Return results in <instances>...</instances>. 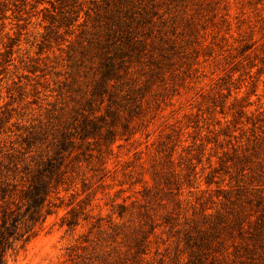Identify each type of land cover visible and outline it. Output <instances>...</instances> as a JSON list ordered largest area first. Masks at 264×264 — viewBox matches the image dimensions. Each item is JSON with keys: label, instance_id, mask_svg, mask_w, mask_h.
I'll return each instance as SVG.
<instances>
[{"label": "rangeland", "instance_id": "1", "mask_svg": "<svg viewBox=\"0 0 264 264\" xmlns=\"http://www.w3.org/2000/svg\"><path fill=\"white\" fill-rule=\"evenodd\" d=\"M37 168L8 264H264V0H0V209Z\"/></svg>", "mask_w": 264, "mask_h": 264}, {"label": "trees", "instance_id": "2", "mask_svg": "<svg viewBox=\"0 0 264 264\" xmlns=\"http://www.w3.org/2000/svg\"><path fill=\"white\" fill-rule=\"evenodd\" d=\"M41 169L37 168L36 173L29 175L30 183L26 189L22 188L15 208L3 206L0 209V264H8L6 253L14 249L17 243H21L22 247L36 233L46 216L52 212L54 203L49 198L51 191L35 181ZM5 191L3 189V192ZM20 200H24L25 203L20 204ZM22 206H24L23 214L20 216L19 210ZM66 224L72 226L76 223L69 219L66 220Z\"/></svg>", "mask_w": 264, "mask_h": 264}]
</instances>
